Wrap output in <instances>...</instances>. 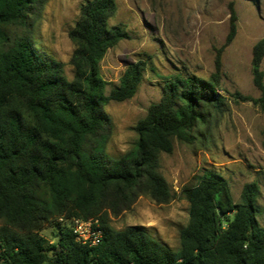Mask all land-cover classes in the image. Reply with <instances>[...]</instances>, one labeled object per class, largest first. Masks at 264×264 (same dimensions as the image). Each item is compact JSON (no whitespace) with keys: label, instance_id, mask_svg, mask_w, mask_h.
Listing matches in <instances>:
<instances>
[{"label":"trees","instance_id":"trees-1","mask_svg":"<svg viewBox=\"0 0 264 264\" xmlns=\"http://www.w3.org/2000/svg\"><path fill=\"white\" fill-rule=\"evenodd\" d=\"M50 0H0V264H264V226L257 183L244 186L235 205L228 181L205 172L182 190L189 222L174 251L140 226L116 230L112 216L130 209L140 196L163 204L173 198L159 172L160 155L175 140L191 142L211 109H219L221 55L237 34L231 6L229 32L218 49L209 78H167L159 102L135 126V147L119 158L106 153L111 121L105 107L135 96L147 70L130 64L119 85L107 93L101 62L129 35L109 22L115 0H91L69 37L75 46L69 80L64 64L40 54L27 36L11 38L9 27L26 26ZM264 40L252 52L257 99L240 96L264 111ZM233 214L231 215L230 213ZM98 219L104 235L95 247L75 240L71 225L60 227L55 244L40 232L52 222Z\"/></svg>","mask_w":264,"mask_h":264},{"label":"rangeland","instance_id":"rangeland-1","mask_svg":"<svg viewBox=\"0 0 264 264\" xmlns=\"http://www.w3.org/2000/svg\"><path fill=\"white\" fill-rule=\"evenodd\" d=\"M87 1L91 0H50L26 26L9 27L8 34L12 39L29 37L40 54L62 62L66 77L72 80L70 61L75 46L69 32ZM115 1L117 11L109 24L124 28L129 38L111 48L101 62L107 93L119 85L130 64L145 61L148 67L133 98L105 107L111 121L106 153L112 158L135 147L134 128L149 107L160 101L167 78L180 75L208 80L215 73L217 51L229 32L231 6L237 15V34L221 55L217 91L224 104L211 109L191 142L175 140L172 153L160 155L159 172L173 198L160 204L140 196L130 209L112 216L111 226L116 230L140 226L154 240L178 251L190 210L182 190L195 186L207 171L228 181L235 205L240 203L244 186L257 183L261 191L257 220L264 226V111L241 98L260 97L253 84L252 52L264 40V0ZM261 69L264 72V59ZM58 223L62 228L71 225L67 220L47 224L40 232L46 245L57 242Z\"/></svg>","mask_w":264,"mask_h":264},{"label":"built area","instance_id":"built-area-1","mask_svg":"<svg viewBox=\"0 0 264 264\" xmlns=\"http://www.w3.org/2000/svg\"><path fill=\"white\" fill-rule=\"evenodd\" d=\"M71 228L75 240L82 245L95 247L103 240L104 232L98 219L74 218L71 220Z\"/></svg>","mask_w":264,"mask_h":264}]
</instances>
